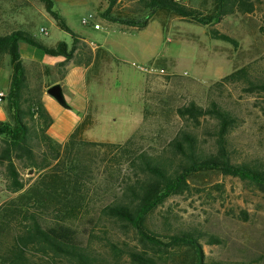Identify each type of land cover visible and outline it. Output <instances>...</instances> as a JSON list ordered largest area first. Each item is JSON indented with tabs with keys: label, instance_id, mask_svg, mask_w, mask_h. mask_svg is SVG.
<instances>
[{
	"label": "rangeland",
	"instance_id": "374dc122",
	"mask_svg": "<svg viewBox=\"0 0 264 264\" xmlns=\"http://www.w3.org/2000/svg\"><path fill=\"white\" fill-rule=\"evenodd\" d=\"M179 1L203 16L213 14L218 3V0ZM53 3L54 11L88 46L87 52L91 50L90 46H98L109 55L105 54L106 58H103L100 53L89 71L83 97L90 109L82 120V123L86 122L84 129L73 142L71 135L61 141L52 137L63 147L60 167L30 172L18 162L26 190L33 198L28 205L20 200L21 194L7 190L4 167H0V219L5 209L12 207L7 205L9 202L27 210L36 207L34 201L40 198L49 207L43 211L46 212V223L53 222L56 220V201L65 191L58 181L52 180L54 176L68 174L81 179L78 185L75 184V196L70 199L72 205L79 204L81 210L68 223L94 252L110 260L114 259L110 243L118 247L139 245L133 228L105 219L100 213L123 194L127 182L135 179L130 159L141 152L160 153L185 126L197 133L206 151L214 150L215 143L210 135L215 128L212 119H203L197 128L179 116L177 110L189 101L207 106L210 97L218 98L238 117L239 126L231 135L236 160L264 156V94L246 93L242 85L211 91L223 77L249 64L255 78L264 80V36L260 32L264 1L258 3L253 14L226 16L214 26L237 39L238 48L212 39L209 26L186 21L170 10H158L149 26L138 31L122 23L124 26L111 24L98 15L100 8H107L108 0H53ZM30 12L34 14L33 21L31 25H25V29L45 44L65 42L72 47V33L58 26L44 3L36 0ZM149 13H141L137 18L145 19ZM90 14L95 19L83 24L82 20ZM110 15L121 19L131 16L120 8ZM95 23L100 25L98 29L94 27ZM42 28L48 33H42ZM30 76L32 89L42 100L47 94L49 110L54 115L55 110H64L56 98L48 95V90L56 85L58 75L53 70L31 65ZM10 79L11 70L5 61L0 71V89H4L5 95ZM69 106L73 114H85L81 108ZM9 119L7 114L0 122ZM42 152H46L44 146L38 151L39 157ZM190 183L191 193L170 197L151 215L150 228L161 235H166L168 229H200L225 241L221 246L204 245L207 257L235 264H264V195L252 184L217 171L202 172L191 178ZM48 186L58 194L55 195L58 200L49 204L48 193L31 192L36 188L44 192ZM2 224L0 250L3 245L7 247L13 243L19 229L16 222L10 227L5 222ZM175 252L180 263L189 264L193 260L194 251L189 247L181 246ZM30 255L42 264L51 261L49 257L41 261L39 254L32 250Z\"/></svg>",
	"mask_w": 264,
	"mask_h": 264
},
{
	"label": "trees",
	"instance_id": "16d2710c",
	"mask_svg": "<svg viewBox=\"0 0 264 264\" xmlns=\"http://www.w3.org/2000/svg\"><path fill=\"white\" fill-rule=\"evenodd\" d=\"M40 1L57 20L58 26L72 33L54 11L53 0ZM260 1L264 0H218L213 14L203 16L198 10L177 0H109L106 16L115 9H124L131 15L129 18L110 19L136 27L140 31L149 25L158 10H170L186 21L209 26V35L212 39L238 48L237 39L220 32L214 26L226 16L237 13L253 14L257 11ZM144 12L150 13L145 19L139 20L137 17ZM260 32L264 36V19ZM72 35L74 43L71 48L65 42L48 47L32 33L22 29L0 35V71L7 57L11 70V81L3 98L10 119L0 122V167H4L7 190L12 194H21L20 200H24L25 205L33 198L29 196L30 191L26 190L18 162L30 172L34 169L45 171L55 167L56 170L63 163L61 161L63 147L48 133L53 119L45 108L40 94L32 89L30 69L22 59L19 45L25 42L49 56L63 57L64 61L57 65V70L63 78L71 62L89 63L92 58L91 50L86 51L88 46L75 34ZM231 85H242L246 93L264 94V80L255 78L251 64L223 77L213 85L211 91L216 89L221 91ZM59 102L68 107L64 99ZM177 112L185 122L197 128L201 126L203 119L210 118L214 121L215 128L210 132L215 143L214 150L206 151L197 133L189 126H185L160 153L153 155L141 152L130 159L135 179H130L131 181L125 184L123 194L104 207L100 213L105 219L122 222L125 226L133 228L139 241L137 247L127 245L118 247L110 243L114 259L107 260L82 240L68 223L70 219L76 218L81 210L79 204L72 205L73 202L70 200L75 196L74 188L76 189L75 186L81 179L78 181L76 177L74 179L67 174L63 177L54 176L52 180L58 181L65 191L63 195L59 194V200L55 196L58 194L51 186L46 187L44 192L37 188L31 191L38 194L48 193V204L54 199L58 200L54 208L56 220L53 222L46 223V212L43 211L49 207L45 206L40 198L34 201L36 207L27 210L14 204L15 202L7 204L12 207L6 208L1 216L0 237L4 222L7 227L16 222L19 229L13 237V243L7 247L3 245V250H0V264H42L32 259L31 250L39 254L41 261L49 257L51 261H47L46 264H187L176 259L175 251L181 246L194 251L193 260L189 264H235L211 259L205 255L204 245L221 246L225 243L216 235L200 229L182 231L168 229L166 235H161L149 226L151 215L164 205L167 199L192 192L190 180L202 172L217 171L226 177L238 178L252 184L264 195V156L236 160L231 135L240 121L231 109L223 105L218 98L210 97L207 106H201L191 100ZM85 124L86 122L81 123L73 132L71 142L84 129ZM42 146L46 148V152H42L39 157L38 151Z\"/></svg>",
	"mask_w": 264,
	"mask_h": 264
},
{
	"label": "crops",
	"instance_id": "0c3cea01",
	"mask_svg": "<svg viewBox=\"0 0 264 264\" xmlns=\"http://www.w3.org/2000/svg\"><path fill=\"white\" fill-rule=\"evenodd\" d=\"M35 1L36 0H0V35L1 36L7 35L19 29L26 30L32 33L31 31L25 29L24 26L32 24L34 14L30 12V9L35 4ZM108 9H109V0H108L107 8L105 9L100 8L98 15L107 19V21L111 24L122 25L121 23L112 21L110 19V17H112L111 15L110 17L106 16V12L108 11ZM21 16H24V18H20ZM129 27L137 30L136 27H131V26ZM58 43H55L53 45H48L45 43L43 44H45L48 47H55ZM19 48L22 59L29 69L31 65H36L38 68L41 69L53 70V72L56 73L59 77V79L56 80V85H60L62 87L64 100L68 107L59 104L64 110L61 109L55 110L56 114L54 115L47 106V100L45 97L47 96V94H45V96L43 97V104L53 119V124L48 130L49 135L57 141L64 140L65 138L73 134V132L77 129V127H79L80 124L82 123L83 117L88 115V111L90 108L89 105L86 104L87 101L84 99L83 96L85 95V88L88 87L89 71H91V69L94 67V64L98 61V56L100 55V53L103 55V58H106L105 54L107 55L109 54L102 47L90 46L92 52V58L89 61V63L87 62L85 63V61L83 63L71 62L67 66L68 67L67 73L62 78L57 70V65L60 62L64 61L63 57L49 56L45 52L25 42H21ZM5 61L9 62V58L8 57L5 58ZM10 81L11 79L9 80L8 86L10 84ZM8 88L9 87H7L5 91ZM0 91L2 92L4 91V89H0ZM2 103L0 104V107L2 108V110L0 109V118L4 116V118L6 119V115L8 114L6 110V102H2ZM69 104H72L74 107L81 108L82 112H85V114L84 113H81L79 115L73 114L71 112L72 108L69 106Z\"/></svg>",
	"mask_w": 264,
	"mask_h": 264
},
{
	"label": "built area",
	"instance_id": "2783aa9c",
	"mask_svg": "<svg viewBox=\"0 0 264 264\" xmlns=\"http://www.w3.org/2000/svg\"><path fill=\"white\" fill-rule=\"evenodd\" d=\"M177 1H179V0H177ZM94 19H95V16H94L93 14H90L88 18H84V19L82 20V23L85 24V25H87V24H89L91 21H93ZM94 27H95L96 29H98V28L100 27V25H99V24H95ZM41 32H42V33H45V34L48 33L45 29H42ZM141 69H145V68L142 67ZM145 70H146V69H145ZM4 97H5V93H4V92H0V102H3V98H4Z\"/></svg>",
	"mask_w": 264,
	"mask_h": 264
},
{
	"label": "water",
	"instance_id": "95a60500",
	"mask_svg": "<svg viewBox=\"0 0 264 264\" xmlns=\"http://www.w3.org/2000/svg\"><path fill=\"white\" fill-rule=\"evenodd\" d=\"M49 95L53 96L56 98L58 101H62L64 96H63V91L62 87L60 85H55L52 88L48 90Z\"/></svg>",
	"mask_w": 264,
	"mask_h": 264
},
{
	"label": "flooded vegetation",
	"instance_id": "af4514ba",
	"mask_svg": "<svg viewBox=\"0 0 264 264\" xmlns=\"http://www.w3.org/2000/svg\"><path fill=\"white\" fill-rule=\"evenodd\" d=\"M64 99V98H63Z\"/></svg>",
	"mask_w": 264,
	"mask_h": 264
}]
</instances>
